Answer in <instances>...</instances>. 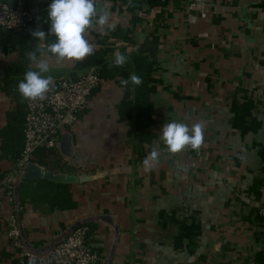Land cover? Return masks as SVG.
<instances>
[{
	"label": "crops",
	"instance_id": "1",
	"mask_svg": "<svg viewBox=\"0 0 264 264\" xmlns=\"http://www.w3.org/2000/svg\"><path fill=\"white\" fill-rule=\"evenodd\" d=\"M51 2L28 0L31 33L49 34ZM97 9L109 13L111 27L86 33L93 55L63 62L43 56L53 81L90 67L100 76L68 129L83 163L62 155L59 145L57 155L32 156L45 169L88 176L78 184L18 175L8 181L14 164L1 131L16 106L7 88L16 78L9 69L18 48L3 42L0 30V264H20L6 235V216L15 208L9 186L18 187L21 237L35 253L48 251L83 219L108 215L114 225L85 223L99 255L95 264L109 256L108 264H256L264 249V0H170L137 8L126 0H97ZM53 42L49 35L37 47ZM116 52L127 60L141 53L153 63L150 143L139 145L132 121L122 115L131 94L122 75L109 71ZM172 121L201 123L202 146L169 153L161 128ZM154 148L158 162L145 166Z\"/></svg>",
	"mask_w": 264,
	"mask_h": 264
},
{
	"label": "built area",
	"instance_id": "2",
	"mask_svg": "<svg viewBox=\"0 0 264 264\" xmlns=\"http://www.w3.org/2000/svg\"><path fill=\"white\" fill-rule=\"evenodd\" d=\"M193 5V2L191 3ZM33 14L26 6V0H11L0 5V30L27 34L33 22ZM100 82L95 68L84 69L77 77H60L54 81V87L42 101H26L24 117L23 147L20 157L9 174L13 178L28 162L40 147L55 149L60 142L61 134L77 120L85 108L89 96ZM9 200H13L12 187L8 188ZM264 217V207L261 209ZM7 239L16 250L20 264H95L98 253L88 242L89 226L81 224L62 241L44 253L28 250L22 240L15 209L6 216Z\"/></svg>",
	"mask_w": 264,
	"mask_h": 264
},
{
	"label": "clouds",
	"instance_id": "3",
	"mask_svg": "<svg viewBox=\"0 0 264 264\" xmlns=\"http://www.w3.org/2000/svg\"><path fill=\"white\" fill-rule=\"evenodd\" d=\"M109 13L98 11L97 0H52L48 6L47 22L50 24L49 34L44 31H32L33 38L44 41L47 36L55 37V42L50 44L41 43L35 51L26 53L27 58L33 62L35 69L30 66L24 74L23 80L18 83V92L23 99L32 101L44 100L46 94L54 87L53 77L45 75L50 70L49 61L43 58L45 51L51 53L58 62L83 61L86 57L93 55L95 48L86 39V33L96 25L105 26L109 23ZM37 52L41 54L38 58ZM127 57L115 53L114 65L122 67ZM121 85L127 87L129 83L140 85L142 78L132 73L128 79H122ZM161 139L166 145L169 153L176 154L187 148L198 150L203 144V126L194 123L172 121L163 124L161 128ZM159 152L153 149L144 160L145 166L150 162H158ZM29 264H35L30 259Z\"/></svg>",
	"mask_w": 264,
	"mask_h": 264
},
{
	"label": "trees",
	"instance_id": "4",
	"mask_svg": "<svg viewBox=\"0 0 264 264\" xmlns=\"http://www.w3.org/2000/svg\"><path fill=\"white\" fill-rule=\"evenodd\" d=\"M127 1L129 2L130 8H137L143 3H146L150 7L166 6L170 2V0H126V2ZM26 6L29 7L28 0H26ZM3 32V42L11 43L18 48V58L14 66L9 69V73L15 75L16 78L13 77V79L9 81V88H7L16 100V106L8 114L7 126L1 131V136L3 138L2 149L5 155H8L13 161V164H15L20 157L23 147L24 117L27 101V99H23L19 94L18 83L23 80L25 72L30 68L32 62L27 58L26 53L36 50L37 39L33 38L31 32L27 34L12 31ZM152 67V61H148L141 53H133L122 67L114 65L109 70L111 75L120 74L123 79H128L132 73L142 78V83L140 85L129 83L126 89L130 90L129 93L131 97L127 94V99H125L120 106L122 115L133 123L134 138H136L139 145L150 143L154 135L151 129L153 103L150 98L151 90L148 85L151 81ZM34 155H57V152L53 149L40 147L35 151ZM21 187L23 188V184L20 185V188ZM254 261L256 264H264V249L256 254Z\"/></svg>",
	"mask_w": 264,
	"mask_h": 264
},
{
	"label": "water",
	"instance_id": "5",
	"mask_svg": "<svg viewBox=\"0 0 264 264\" xmlns=\"http://www.w3.org/2000/svg\"><path fill=\"white\" fill-rule=\"evenodd\" d=\"M59 151L62 155L74 158L77 163H83L82 162V155L81 152L77 150L74 136L72 132L66 131L61 134L60 142H59ZM86 175H80L76 173H58L51 171L49 169H45L44 167L40 166L39 164L35 163L34 161L28 162L25 166L22 167L21 173L19 176L20 180L24 181H33V180H45L50 181L58 184H78L80 182H83V180L88 177ZM13 201H14V209L17 216V221L19 224L20 231L21 224H20V212H19V194H18V187L15 186L13 189ZM91 219H97V220H103L106 221L112 225H114L113 220L108 215H92L85 219H83L81 224L87 223ZM81 224H77L74 226V228L68 232L70 234L73 232L78 226ZM67 234V235H68ZM22 237L23 234L21 233ZM66 235V236H67ZM62 241V240H61ZM59 243V242H58ZM57 244V243H56ZM110 260V256L105 260L103 264H108Z\"/></svg>",
	"mask_w": 264,
	"mask_h": 264
},
{
	"label": "rangeland",
	"instance_id": "6",
	"mask_svg": "<svg viewBox=\"0 0 264 264\" xmlns=\"http://www.w3.org/2000/svg\"><path fill=\"white\" fill-rule=\"evenodd\" d=\"M75 122H76V121H75ZM75 122H74V123H75ZM74 123H73V125H74ZM70 127H71V126H70ZM44 148H46V147H44ZM46 149H50V148H46ZM56 149H57V148H55V149H53V150H56ZM32 158H33V157H32ZM17 175H18V177L20 176L19 173H18ZM13 180H14V179H13Z\"/></svg>",
	"mask_w": 264,
	"mask_h": 264
}]
</instances>
